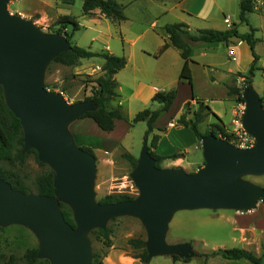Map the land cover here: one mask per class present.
I'll return each instance as SVG.
<instances>
[{"label":"water","instance_id":"obj_1","mask_svg":"<svg viewBox=\"0 0 264 264\" xmlns=\"http://www.w3.org/2000/svg\"><path fill=\"white\" fill-rule=\"evenodd\" d=\"M10 0H0V86L9 109L23 129V153L35 149L54 173L55 196L13 188L0 175V226L19 224L38 238V257L50 264H93L90 232L106 229L120 216L140 219L147 233L148 260L178 254L191 258L189 242L169 243L174 214L183 209L251 211L264 200V187L245 176L264 175V109L251 85L243 94L244 129L255 139L240 148L210 133L201 139L204 165L195 172L157 166L145 138L130 177L138 194L128 200L101 203L96 198L97 157L77 144L71 124L95 108L91 100L69 103L45 84L48 66L70 50L66 35L50 33L33 20L11 14ZM61 202L73 212L75 226L64 217Z\"/></svg>","mask_w":264,"mask_h":264},{"label":"rangeland","instance_id":"obj_2","mask_svg":"<svg viewBox=\"0 0 264 264\" xmlns=\"http://www.w3.org/2000/svg\"><path fill=\"white\" fill-rule=\"evenodd\" d=\"M117 1L124 6V12L127 18L123 21H116L106 17L99 9L95 10L92 14H85L83 12V0H10L7 8L11 14H19L24 18L33 20L37 26L46 32L59 33L56 31L61 30L63 33L60 34L65 35V32L71 34L70 40L73 44L90 48L92 51L99 53L110 52L125 56L128 61L126 67H180L179 62H182L183 59L181 56L178 58L176 50L163 56L164 58L162 59H157L154 56H156L161 46L159 45L161 37L157 35L158 31L161 30L160 28H164L169 23L181 22V19H188L193 32L200 28L216 27L215 29H226L228 19L236 22V26L243 33L250 32L251 25H254L258 27L257 32H254V36L259 41V43L258 41L256 42L255 47L257 46V50L261 56L257 53L259 59L255 63L256 68L254 69L251 85L261 95L264 87V8L259 7V10L249 13V23H247L241 21L239 18V0H223L224 5L222 7L218 5H201L200 7V3L197 2L198 4H195L194 12L207 14L209 18L206 19L202 18V16L188 17L183 12V8L179 6L180 2L183 5L186 0ZM221 8L222 11H220ZM62 15L75 17L80 24L79 28L74 29L72 24L66 27L63 24H57L58 19ZM155 25L157 26L155 27ZM232 27L234 26L231 24L230 28ZM158 34L161 35L160 33ZM203 44L205 43L201 42L200 45ZM214 46L215 53L211 56V60L219 64L212 65L214 68L230 66L235 67L236 70L239 69L242 74L249 73L253 62L246 69L244 67L242 68L241 65H237L236 61L232 58L227 57L230 48L234 47L237 50L236 41L230 42L228 45L226 43H215ZM198 52L199 47L195 46L193 55L196 58H199ZM103 64L104 59L98 56L82 58L75 65H65L52 61L46 72L45 84L48 86L46 87L49 90L62 92L69 103L83 100V98L92 95L94 87H96L94 79L103 73ZM196 67L195 82L198 91L206 97L220 93L221 90L219 88H213L209 85L207 73L210 70H207L202 65ZM130 71L131 69L123 70L118 75V80H120L124 88L121 87V96H118L111 104V106L120 105L118 104V100H122L121 106L126 114L125 119L118 121V130L116 133L106 134L110 132H104L92 118L84 121L77 120L75 122V125L81 130L82 138L84 137L83 139L92 145L105 143L107 142L106 140L115 143L113 140L116 141L117 137H122V146L117 147L109 154L103 155L99 153L98 156L96 155L97 177L95 190L97 200H101L111 193L124 192L134 196L138 194V189L130 177L133 167L122 156V153L124 150H130L129 152L138 158L148 126L146 121L133 122V118L144 108L158 109L161 106L158 102L143 103L138 99H124L128 95V87L133 84L132 77L129 74ZM174 76L175 74L172 70L169 71V89H177L178 87L175 85L170 86ZM237 76L235 77L236 80ZM179 96V100L181 101L187 94L180 90ZM233 98L236 100L238 106L240 101H237L236 96ZM226 103V105L229 104L231 107L233 105L232 102L226 101ZM195 106L192 107L190 105L185 110L189 114L198 109V105ZM177 108L178 106L169 114L164 115L160 123L167 124L177 112ZM229 117H231L230 108H228L226 118L228 119ZM215 122L217 121L214 116L205 117L199 124L200 131L205 132ZM191 131L193 130L191 129ZM157 132L163 135L162 132L164 131L159 130ZM102 133L105 134L103 135ZM154 134L155 132L153 130L152 134L148 137L149 144ZM177 136L184 146H186L184 150H187V152L183 150L181 152H184L187 159L193 162L191 165L187 164L186 168H182L187 172H195L197 168L196 162L203 163L204 161L202 143L199 141L198 146L194 145V141L188 133H182ZM74 137L77 144L83 147L81 135H75L74 133ZM172 140H174L173 136L165 139L162 144V150L170 151L174 149V152H177V148L172 145ZM38 159L35 152H30L25 159L24 165L21 167V172L27 176L30 182H33L37 175L44 172L47 168V164L44 163L45 165H43L39 163ZM166 165V163H163V166ZM245 178L264 187V175H249L245 176ZM260 203L263 202L260 201ZM252 211L254 210L235 211L233 209L209 208L183 209L177 211L170 222L167 241L169 243L191 241L195 252L194 255L188 262L182 260L184 258L173 261L172 255H157L149 260L147 264H208V260L210 259L211 261V258L214 259L212 263H217L219 260H228L221 255H219V258L210 257L209 259L205 255L224 248H244L247 240H252L249 235L250 232H243L246 230V227L253 226L254 218H249L251 217L250 212ZM107 227L112 230V245L110 247L106 246L98 238L97 234H92L91 232L89 234L93 254L94 252L99 254L100 259L112 247L121 249L126 254L133 256L134 251L128 245V239L147 238L144 225L136 217L120 216L111 219ZM38 245L39 241L37 236L28 227L19 224L5 227L0 226V264H27L25 254L37 248ZM252 246V251L256 255L262 256L264 261V233L259 234L257 231L253 234ZM248 262L251 263L250 261Z\"/></svg>","mask_w":264,"mask_h":264},{"label":"trees","instance_id":"obj_3","mask_svg":"<svg viewBox=\"0 0 264 264\" xmlns=\"http://www.w3.org/2000/svg\"><path fill=\"white\" fill-rule=\"evenodd\" d=\"M97 9H99L100 12L106 17L112 18L114 20L121 21L127 18L124 12V6L117 0H83V12L85 14H92ZM255 10L256 0H240L241 21L249 23L248 14L254 12ZM57 24H63L65 27L69 24H72L74 29H78L80 26L78 20L70 15H62L58 19ZM255 30L256 29L252 27L250 32L240 33L236 27H232L226 30L201 28L193 32L189 29L188 24L184 22L169 23L166 24L162 29V34L166 36V39L159 51L156 53V57L162 55L169 47H175L179 49L180 54L184 59V64L180 73V79L186 80L190 85H192L193 77L190 64L193 60L190 55L191 46L198 42H228L232 37H239L250 45L254 56L249 73H238V75L245 76L247 86L250 87L253 82L254 69L256 68L255 63L259 59V56L255 51V45L258 41V39H256L254 36ZM56 32L63 33L61 30ZM65 35L70 40L71 34L65 32ZM97 56L104 59V64L102 66L103 73L94 79L96 87H94L92 95L83 98V100H91L95 104V108L86 112L81 118H92L101 129L105 131H111L115 128L116 120L126 118V114L121 105L111 106L112 101L117 99L119 96L117 90L118 81L116 80L115 75L126 66V57L110 52H95L90 48L72 43V48L70 50L59 53L53 61L60 62L65 65H75L82 58H92ZM230 92L236 96L237 101L242 102L245 100L237 86L232 87ZM176 96L177 89L175 88L166 91H158L155 93L153 100L161 104L160 108L154 110L147 107L139 111L134 116L133 122H147L148 128L145 133V138H148L152 134L154 130V123L162 113L168 111L171 108ZM79 101L82 100H78L77 102ZM197 104L198 109L191 112L193 116L189 117L187 110H184V112L177 119V124L192 127L199 141H201L203 136L210 133L216 135L223 133L228 136L227 139L231 141L233 133H229L230 131L219 123L212 124L211 127L205 132L200 131L199 124L210 112V107L206 105L201 99H197ZM190 105L191 103L187 102L185 108ZM159 138V134H154L150 142V153L154 158H156L157 166L160 167L162 161L166 158H178L182 156V154L177 152L168 156L157 154L152 148L157 146ZM23 145V129L20 120L7 106L4 99L3 87L0 86V175L5 180L9 181L15 189L22 190L26 193L29 191H36L40 194L55 196L54 173L49 166L46 165V170L37 175L33 182H30L27 179V176L21 172V167L24 165L27 155L30 152H35L37 154L35 149H31L26 153H23ZM83 148L90 151L91 153H94V151L89 147ZM122 156L131 163L132 167L136 165L137 157L129 151L124 150ZM38 162L45 165L39 159ZM134 197V195L129 193L119 192L111 193L99 201L101 203L119 202L132 199ZM60 204L65 219L70 224L75 226L76 224L71 207L64 202H61ZM91 233L97 234L98 238L101 239L106 246L110 247L112 245L111 228L107 227L106 229H94L91 231ZM189 243H191V241ZM128 245L134 251L133 256L135 258L140 259L141 262L146 264L149 262L148 251L146 248V238H130L128 239ZM37 253L38 247L25 254L27 264H50L48 259L39 258ZM105 254L106 253H104L102 255V259H100V255L94 252L93 264H104L103 258ZM219 255L226 259H245L250 261L252 264H264L262 256H258L254 252L241 247L219 249L218 251L212 252L205 256L209 259L210 257H216ZM172 257L175 260L181 259L178 254H173ZM182 260L188 262L191 259L185 258Z\"/></svg>","mask_w":264,"mask_h":264},{"label":"crops","instance_id":"obj_4","mask_svg":"<svg viewBox=\"0 0 264 264\" xmlns=\"http://www.w3.org/2000/svg\"><path fill=\"white\" fill-rule=\"evenodd\" d=\"M187 2H189V3H187ZM197 2L200 3V7H201V5H205V6L206 5H210V6L218 5L220 7H222L224 5L223 0H186V2L183 5L180 2L179 6L183 8L182 9L183 12H185L188 15V17L202 16V18H204V19L209 18L207 14H201L199 12H194L195 11L194 10L195 4H198ZM256 3H257L256 10H259V7L264 8V0H256ZM239 5H240V0H239ZM220 11H222V8L220 9ZM239 16H240V11H239ZM181 20H182L181 22L188 24L189 29L191 31H193L191 29L190 22L188 21L187 18L181 19ZM225 20H227V18H225ZM248 20H249V17H248ZM116 21H118V20H116ZM121 21H123V20H121ZM231 24L238 29V27L236 26V22H232V20H230V19H228V21H227L226 29H229ZM156 26L157 25H155V27ZM252 27L255 28L256 29L255 31L257 32L258 27L251 25V28ZM215 28H213V29H215ZM160 29L161 30H159L158 33H160L162 36L159 35L158 33H157V35L161 37V41L159 42V45L162 46V44L164 43V41L166 39V36H164L162 34L163 28H160ZM226 29H219V30H226ZM238 31L240 33H243L239 29H238ZM233 40L236 41V43H237V47H236L237 50L235 49V52L237 55L235 56V58H233V56L229 55V52H228L227 57L232 58L233 60L236 61L237 65H241L242 68L244 67L247 69L249 67V65L251 64V62H253V60H254L252 49H251L250 45L245 40H242L239 37H232V38H230V40L228 42H224V41L204 42L205 44H203V45H200L201 42H198V43H195L191 46V54L190 55H191V58L193 60L190 64L192 77H193L192 85H190L186 80L180 79V73H181V70H182V67L184 64L183 58H182L183 61L179 62L180 67H126L125 66L123 69H121L115 75L116 80L118 81V94H119V96H121V94H120V93H122L121 87L124 88V86L120 82V80H118V75L123 70L125 71V70L131 69L129 74L132 77L133 84L128 87V90H129L128 95L124 99H127V100H130V99H136L137 100L138 99V100L142 101L143 103H150V102H157V101L153 100V97H154L156 92L169 90V88H168L169 87L168 81L170 80L168 78L169 71L172 70V72L175 74L174 78H172V81H171L172 84L170 86H172V85L178 86L177 87V96H176V99L174 100V103L172 104L171 108L168 111L162 113L161 116L154 123L155 134H159L157 131H159L161 129H163L164 132H162L163 135L159 134L160 138H159V141L157 143V146L153 147L152 149L157 154L163 155V156H168V155H171L173 153H176V152H174V149H172L170 151L162 150V144H163L164 140L169 139L170 136H173L174 140H172V145L177 148V153L182 154V156H180L178 158H166L162 161L161 166H163V163H166L167 165L163 166V167H175L176 166V167H183V168L185 167L186 168L187 164L188 165L193 164V162H190L187 159V156L184 154V152H187V150H184L185 149L184 147H186V146H184L182 141L177 136V135H181L182 133H185V134L188 133L189 136L193 139L194 145L198 146L199 140H198L194 130L192 129V127L177 124V119L184 112L185 105L187 102H190L192 107L193 106L196 107L195 105H198L197 99H201L202 101H204V103L206 105H208L210 107V112L206 115V117L207 116H214L216 121H217L215 123H219V124L225 126V128L228 129L229 131L235 130L236 124L234 123V117H235V112L237 109V103H236V100L233 98L234 97L233 94H231L230 91H231L232 87H236L237 80L235 79V77L238 75V73H240V70L239 69L236 70L235 67H230V66L225 67V68H214L212 65H215V64L219 65V64H217L211 60V56L215 53L214 52V47H215L214 44L215 43H226V45H228L230 42H234ZM258 43H259V41H258ZM195 46L199 47V52H198L199 58H196V56L193 55ZM232 48H234V47H232ZM173 50H176V52L178 54V58H180V56H181L180 50L175 48V47H169L162 55H160L159 57H156V56H154V57L157 59L158 58L162 59V58H164L163 56L170 54L171 52H175ZM255 51L261 56V54L257 50V46L255 47ZM200 57H202V58H200ZM127 63H128V61H127ZM201 65L205 66L204 68H206L207 70L208 69L210 70L209 73H207L208 74L207 79L209 81V85L213 88H219L221 90L220 93L215 94L213 96L206 97V96H204L203 93L198 91L197 86H196V82H195V69L197 68L196 66H201ZM239 68H241V67H239ZM180 90L184 91L187 94V96L184 97L181 101L179 100V97H180L179 91ZM226 101L232 102V104H233L232 107L229 104L226 105L227 104ZM121 103H122V100L119 99L118 104L122 105ZM176 106H178L177 112L174 114L173 117H171L169 122L167 124L166 123H163V124L160 123V120L163 118V116L172 112ZM228 108L231 109V117H229L227 119L226 117H227V113H228ZM188 116L192 117L193 114L190 112L188 114ZM86 119H88V117L87 118H79L78 120L84 121ZM119 120L122 121L123 119H119ZM119 120H116L115 128L111 131H107L110 133H106V134H113V133L117 132V130H118L117 124H118ZM75 122H77V120ZM75 122L72 123L70 128H71L73 134L75 133V135H81V138H82L81 130H79V127L77 125H75ZM80 123H83V122H80ZM215 123H213V124H215ZM190 128L193 131H191ZM104 132H106V131L104 130ZM102 134L104 135L105 133H102ZM83 138H82V142H81L83 144V147L91 148L94 151V154L97 156L99 153H101L103 155L109 154L113 150H115L117 147L122 146V142H121L122 137H117L116 141L113 140L115 143H111L108 140H106L107 142H105V143L94 144V145L90 144L88 141H86ZM124 148H126V147H124ZM182 150L184 152H181ZM196 164H197V168H196V171H197L198 169H200V167L203 166L204 161H203V163H200L198 161V162H196ZM253 210L254 211H252V212H254V213L250 212L251 217H249V218H254V222L252 224L253 226L250 225V226L246 227L245 231H243L244 233L250 232L249 235L251 236L252 240H249V241L247 240L246 245L244 246V249H247L250 251H252V249H253L252 248L253 247L252 246L253 234L257 231L259 232V234L264 233V202L259 203L257 205V207ZM217 257L219 258L220 256H216L213 258H217ZM172 259H173V261H178V260H175L173 257H172ZM213 260L214 259H212V258H211V261L209 259L208 264H251L248 262V260H245V259H228L226 261H220L219 260V261H217V263H212ZM103 263L104 264H143V262H141L137 258L133 257L132 255H128L123 250L113 248V247L106 251V254L103 258Z\"/></svg>","mask_w":264,"mask_h":264},{"label":"built area","instance_id":"obj_5","mask_svg":"<svg viewBox=\"0 0 264 264\" xmlns=\"http://www.w3.org/2000/svg\"><path fill=\"white\" fill-rule=\"evenodd\" d=\"M229 55L233 56V58H235L236 56V52H235V48H230L229 49ZM236 86L240 89V92L243 96L244 91L248 88L247 83H246V79L244 75H238L237 76V83ZM260 99H261V103H262V107L264 109V87L262 90V93L260 95ZM246 111V102L244 101H240L236 112H235V118H234V123L236 124V128L235 130L230 131L229 133H233L232 137H231V141H229L227 138L228 136H226L223 133H219L218 136L222 139H225L227 141H229L230 143L240 147V148H252L255 145L256 139L249 134L243 127L242 124V118L245 114ZM263 202V200H261ZM260 203V201L258 202V204Z\"/></svg>","mask_w":264,"mask_h":264}]
</instances>
